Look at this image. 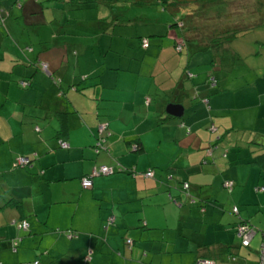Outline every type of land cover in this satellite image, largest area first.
I'll list each match as a JSON object with an SVG mask.
<instances>
[{"label": "crops", "instance_id": "obj_1", "mask_svg": "<svg viewBox=\"0 0 264 264\" xmlns=\"http://www.w3.org/2000/svg\"><path fill=\"white\" fill-rule=\"evenodd\" d=\"M63 1L82 11L80 18L67 20L80 27L40 36L39 51L33 46L5 50L6 62L0 60V264H84L87 256L90 264H195L200 257L215 264H252L251 252L260 251H253V240L258 236L262 244L264 230L244 209L253 204L264 210V190H258L264 185L256 183L261 175L252 164L254 153H240L241 142L231 137L232 119L222 132L218 110L212 116L214 107L225 104L227 90L220 86L227 75H216L210 64L206 80L187 79L193 72L175 70L183 60L172 48L174 37L163 63L134 68L118 57L113 66L109 52L126 51L113 45L115 37L123 45L126 23L104 12L96 15V8L81 0ZM16 3L21 9V1ZM94 20L90 34L87 27ZM139 24L161 36L173 32L151 28L153 20ZM82 33H98L101 42L80 40ZM146 37L139 38L135 52L128 50L130 58L157 53L148 37V46L142 45ZM254 38L262 41L264 31L236 47L244 60L259 63ZM186 57L192 56L186 52ZM144 68L148 75L141 73ZM257 80L262 82L260 119L264 78ZM170 103L183 106L181 117L166 112ZM61 115L64 133L59 132ZM212 122L221 131L218 137L207 132ZM100 123L107 125L103 136ZM249 127H238L245 131L241 137L252 132L261 147L251 144L250 149L261 150L264 133ZM19 156L31 163L18 166ZM100 166L114 172L92 176L84 188L83 178ZM148 170L153 176L145 175ZM226 179L234 181L231 188ZM183 182L190 184L188 190ZM22 220L27 228L20 226ZM240 220L254 230L247 247L235 241Z\"/></svg>", "mask_w": 264, "mask_h": 264}, {"label": "rangeland", "instance_id": "obj_2", "mask_svg": "<svg viewBox=\"0 0 264 264\" xmlns=\"http://www.w3.org/2000/svg\"><path fill=\"white\" fill-rule=\"evenodd\" d=\"M18 0H0V7H2L3 10H1L0 14L3 17L4 22L0 23V60L3 62H6V60L3 59V56L6 54L4 53L5 50H12L13 48H19L23 51L22 48L26 46H33L36 50H40V36L41 37H48L50 33L57 32L58 30L62 29H70L74 30L75 26H77V22L70 21L67 22V20H73L76 17L80 18L81 16V10H75L71 9L73 5H70L69 3H66V1L63 0H20L22 8L18 9V4L16 3ZM124 4V3H123ZM123 4H119L118 7L116 5L112 7H106L101 6V9H94V13L96 12H104L105 14L111 13V10H114L115 8L118 9L119 13H124L126 16L129 14H134V16H137L138 14H144L142 11V8H138L135 6H125ZM127 5V4H126ZM94 8H97L95 6ZM100 8V7H98ZM41 9V10H39ZM71 9V10H69ZM40 11V12H39ZM146 12H149L146 10ZM151 14V13H150ZM97 15V13H96ZM132 16L131 18H133ZM156 17V14L152 15ZM157 20L153 21L155 23V26H152L151 28H154L156 30H161L162 26L166 23V28L168 27L167 22H164L165 20L162 18L160 19L159 16H157ZM1 18V17H0ZM94 18V17H93ZM2 19V18H1ZM134 21L126 23V27H124V35L123 45L120 42L121 37H115L113 41L114 46H122L121 49L126 48V51L121 53L119 50L115 49L116 51L109 52L111 58H109V63L113 66L116 65L118 57L123 59V64H131L134 68H138L141 64L143 66H153L151 63L152 61L163 63L167 59V49L169 47H166V45H171L173 37L179 38V32L176 30L177 28H168L171 31H173L169 35H162L161 34H154L145 32L147 28H144L139 24V22H136L135 17L133 18ZM97 20L93 22L92 26H88L87 28L90 29L89 33L91 34V30L96 28ZM104 22V20L100 21ZM164 23V25H163ZM107 26V24H106ZM80 27L78 25L76 29ZM117 31L119 28L116 29ZM145 32V33H144ZM41 34V35H40ZM79 35V34H77ZM177 35V36H176ZM142 36H147L150 41V47L157 48L156 52L153 56H148L145 58H142L141 55H134L133 58H130L128 54V50H134L136 51L135 45L138 44V40ZM62 39V34L60 36ZM80 40L87 39V40H93L94 42H97L98 44L101 42V37L98 36V33H94L91 36L87 35L84 36L82 33V36H79ZM58 41V39H55ZM103 42H105V38H102ZM45 41H49L46 40ZM62 42V41H61ZM258 49H264V40L262 43L256 44ZM253 46V44L251 45ZM171 48V47H170ZM172 48L175 50V54L178 55L180 60H183V64H181V61L176 65L175 70L178 71L180 68L182 69L181 72L185 69H189V73L193 72V77H187V79L197 78V81L199 78H202V80L207 79V71L206 69L209 68L210 62L209 58L211 56L213 57V52L204 51L200 53H196L194 56L187 58L186 57V49L185 51L182 50L179 52V49L175 46ZM119 52L122 54H119ZM264 52V50H263ZM20 54V53H19ZM135 54V53H134ZM21 55V54H20ZM25 55V54H24ZM35 55V53H34ZM33 56V53L31 54ZM210 56V57H209ZM217 56V62L222 64L223 59L219 52L216 54ZM153 57V59L151 58ZM246 60H238L237 64L235 66L232 64L231 66H227L226 64H223V67L215 70V74L218 76H221L222 74H226V79H224L222 82V86H220L222 89L227 90L225 93L224 99L222 102L225 104L222 105V109H225L226 111L220 109L218 107H214L212 113V116H214L216 110H218L217 114V125L221 127L220 129L222 132H224L225 123L227 121V118L229 120L232 119L235 131H231V137L235 141L241 142L240 146L249 147L247 144L248 139H253L252 136H249V134H252V132H249L248 135L244 138L241 136L245 131H241L242 128L238 127H244V125H249L250 128H255L261 130V132L264 133L262 130L264 125V114H262L263 118L257 119L260 114V106L257 104L258 99V90L262 87V82L258 81V78H264V61L261 60L259 63H251ZM119 60V59H118ZM251 60V59H250ZM188 61V62H187ZM189 64V66H187ZM184 65V66H182ZM148 69L144 68L141 70V73L144 75H148ZM228 78V79H227ZM264 84V80H263ZM227 85H230L229 88ZM219 89V88H218ZM215 91V90H214ZM217 91V89H216ZM215 91V92H216ZM224 95V94H223ZM228 95V96H227ZM245 95V98L243 96ZM236 96V101H232L234 97ZM257 96V97H256ZM246 99L242 100L241 98ZM250 97V98H247ZM216 99V98H215ZM231 101H229V100ZM221 101L217 99V104H220ZM213 104H210V106ZM258 105V106H257ZM262 109V108H261ZM210 113V114H211ZM209 114V113H208ZM208 116V115H207ZM216 118H214L215 120ZM249 123V124H247ZM219 129V128H218ZM238 129V130H237ZM248 129V128H247ZM208 134L212 135V137H218V135H221L220 130H212L209 128L207 130ZM242 132V133H239ZM259 137V135H257ZM264 138V134L262 135ZM248 138V139H247ZM216 139V138H215ZM225 140H230L228 137ZM257 141V138L255 139ZM264 142V141H263ZM244 151L249 150H240V153H244ZM260 171V175L258 176L259 179L256 183L258 185H264V171ZM248 179V178H247ZM246 187H248L246 185ZM258 192V191H257ZM249 207V206H247ZM264 207V206H263ZM258 205L250 204L249 208H245L244 211L248 213L250 221L257 226L258 229L264 230V210L258 209ZM235 241L241 242V236L236 233ZM260 242H258V236H255V240H253V251L254 248L260 249ZM253 253L254 257L251 258V263L257 262L260 258L259 255L256 254V252Z\"/></svg>", "mask_w": 264, "mask_h": 264}, {"label": "trees", "instance_id": "obj_3", "mask_svg": "<svg viewBox=\"0 0 264 264\" xmlns=\"http://www.w3.org/2000/svg\"><path fill=\"white\" fill-rule=\"evenodd\" d=\"M76 1V0H75ZM81 3L90 4L92 7L97 6L96 9H101V6L112 7L119 4L125 6H135L142 8L144 14L125 15L119 13L115 8L108 13L109 16L113 15L116 21L129 23L141 20H157V16L160 19H164L167 22L162 28L167 30L168 28H177L179 32V38L175 37L174 45L180 48L183 45V49H186L188 55L193 56L196 53L211 51V66L217 70L223 67V64L231 66L236 64L238 60L245 59V54L240 53L236 46L240 47L246 40L252 39V36L258 32L264 31V0H81ZM127 4V5H126ZM100 7V8H98ZM148 10L149 12H146ZM118 12V13H117ZM101 14V12H98ZM151 13V14H150ZM156 14V17L152 16ZM134 16L133 18H131ZM123 17V18H122ZM110 19L112 17H109ZM155 19V20H154ZM2 21V20H1ZM161 28V29H162ZM170 30V29H168ZM177 36V35H176ZM256 39V38H254ZM142 45L144 40L149 44L148 38H142ZM264 40V38H263ZM262 40V41H263ZM256 39L255 45L262 43ZM264 49H258L259 58L264 61ZM217 52L220 53L223 63L217 62ZM256 55V54H255ZM212 69V70H213ZM214 71V70H213ZM27 81V80H22ZM181 80L178 84H181ZM21 83V81H20ZM213 83V82H212ZM22 86H27L23 85ZM216 86L212 84L211 88ZM218 91V88H216ZM60 131L64 133L67 128L66 120L63 115L60 116ZM222 138V137H221ZM249 147L240 146L241 150H250L254 153L252 164L258 167L261 171H264V145L262 149H250L251 147H261L255 139L247 142ZM137 145H139L137 143ZM258 152H256V151ZM255 151V152H254ZM228 155V153H227ZM228 180V179H226ZM224 180V184L225 181ZM230 180V179H229ZM233 181V180H232ZM184 183V182H183ZM190 186V184H189ZM234 211V209H233ZM238 212V211H234ZM246 220H240L236 223V227L245 223ZM235 227V228H236ZM263 240V238H262ZM242 244V238L241 242ZM249 246V245H248ZM247 247V246H246ZM260 256V254H259ZM260 259V258H259ZM88 262V261H87ZM85 261L84 264H90ZM259 260L257 261L258 264ZM36 263V262H35ZM38 263V261H37Z\"/></svg>", "mask_w": 264, "mask_h": 264}, {"label": "built area", "instance_id": "obj_4", "mask_svg": "<svg viewBox=\"0 0 264 264\" xmlns=\"http://www.w3.org/2000/svg\"><path fill=\"white\" fill-rule=\"evenodd\" d=\"M143 46H147V41L146 40H144ZM43 69L47 70V64H43ZM21 83L23 85L28 84L27 81H21ZM210 127L214 131L217 130V126L214 124V122L211 123ZM106 129H107V125L105 123H100L99 126H98L99 135L103 136L102 134L105 132ZM61 145L62 146H67L68 144H67V142H61ZM30 163H31L30 159L28 157H25V156H19L17 158V161H16V164L18 166H22V167L26 166V165H29ZM113 172H114L113 169L111 167H108V166L96 167V168L93 169L91 176L83 178L82 185H83L84 188H87L92 183V179H91L92 176H94V175L111 174ZM145 175L146 176H153V170H148L147 172H145ZM225 185L231 188L234 185V181L228 179V180L225 181ZM183 187H184V189L188 190L189 189V183L188 182H184L183 183ZM258 190H264V186H260L258 188ZM178 204H181V203L179 202ZM234 211H237V207L236 206L234 207ZM20 226L23 227V228H27L28 227L27 221L26 220H22ZM236 232L241 236L242 244L244 246H248L250 244V242H251L252 235L254 234V230L252 229L251 225L246 223V222L245 223H241V224H239L236 227ZM131 242H132L131 239L127 240V243H131ZM16 244H17V242L13 241V246L14 247H15ZM259 254H260V259H259L258 264H264V232H263V240H262V244H261V247H260ZM86 260L87 261L90 260L89 256L86 257ZM35 264H37V262ZM195 264H215V263H214V261H212V260H210L208 258L200 257V258H198V260L196 261Z\"/></svg>", "mask_w": 264, "mask_h": 264}, {"label": "water", "instance_id": "obj_5", "mask_svg": "<svg viewBox=\"0 0 264 264\" xmlns=\"http://www.w3.org/2000/svg\"><path fill=\"white\" fill-rule=\"evenodd\" d=\"M184 108L180 104H168L166 107V112L174 115L176 117H181L183 115Z\"/></svg>", "mask_w": 264, "mask_h": 264}]
</instances>
